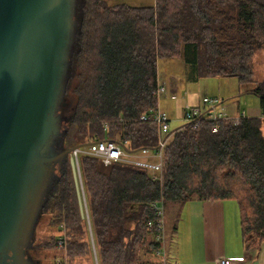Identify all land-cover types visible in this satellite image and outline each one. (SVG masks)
<instances>
[{
	"label": "trees",
	"instance_id": "16d2710c",
	"mask_svg": "<svg viewBox=\"0 0 264 264\" xmlns=\"http://www.w3.org/2000/svg\"><path fill=\"white\" fill-rule=\"evenodd\" d=\"M261 50L264 0H154L149 6L75 0L65 105L59 109L62 130L74 128L72 145L96 136L120 141L128 150H154L157 126L139 116L156 106L157 62L165 59H180L189 81L235 78L263 109L264 79L254 80L252 66ZM211 128L200 117L197 127L184 123L171 133L162 148L161 181L135 163L104 166L98 158L80 156L88 220L80 214L66 162L42 208L52 215V232L37 240L35 229L26 253L40 259L42 250L56 244L55 227L64 223L70 264L92 257L93 250L97 264H132L144 245L154 255L155 230L147 222L154 218L150 203L161 198L164 208L190 200H232L245 248L260 249L264 120L244 117L237 125L220 122L216 132Z\"/></svg>",
	"mask_w": 264,
	"mask_h": 264
},
{
	"label": "water",
	"instance_id": "95a60500",
	"mask_svg": "<svg viewBox=\"0 0 264 264\" xmlns=\"http://www.w3.org/2000/svg\"><path fill=\"white\" fill-rule=\"evenodd\" d=\"M74 6L75 0H0V264L40 263L26 251L57 166L68 162L79 211L87 219L69 155L87 143L55 148L64 132L59 109L65 105ZM116 143L127 153L146 149Z\"/></svg>",
	"mask_w": 264,
	"mask_h": 264
},
{
	"label": "crops",
	"instance_id": "0c3cea01",
	"mask_svg": "<svg viewBox=\"0 0 264 264\" xmlns=\"http://www.w3.org/2000/svg\"><path fill=\"white\" fill-rule=\"evenodd\" d=\"M262 51L264 50L256 54ZM165 61L167 62H165L164 70L168 71V74L182 72L183 75H186L188 67L180 59ZM175 66L180 68V71L173 70L172 68ZM157 76L158 83L165 85L166 89L168 88L167 95L170 98L171 95L175 96L171 99H176V91L180 90L181 87H185L190 82L199 83L198 81L201 80L189 81L186 77L187 84L184 86L182 82L171 80V76L161 79L159 72ZM188 88L190 89V86ZM191 105L201 106L202 102L198 100V102L191 103ZM258 110H255L254 114L249 112L256 115ZM234 111V113L239 112L235 108ZM176 118L178 119V117ZM181 125L182 123L179 122L176 126ZM177 127H172V129ZM139 152L142 155H137L138 152H134L131 153L133 155H130L129 158L126 157L134 162L150 164V159L153 158L152 153ZM133 157H142L143 160H135ZM166 209L173 212V214L175 213L174 220L176 222L173 225L174 240L171 239L170 235H167L165 221V243L170 261H176L178 264H216L218 258L229 257L233 258V264H264V244L261 245L260 249L254 251L246 249L241 240L235 202H231V200H190L181 205L169 204L165 211Z\"/></svg>",
	"mask_w": 264,
	"mask_h": 264
},
{
	"label": "rangeland",
	"instance_id": "374dc122",
	"mask_svg": "<svg viewBox=\"0 0 264 264\" xmlns=\"http://www.w3.org/2000/svg\"><path fill=\"white\" fill-rule=\"evenodd\" d=\"M109 5L124 3L131 6H149L153 5L154 0H103ZM166 60V59H165ZM165 60H160L157 62V71L161 74V79L172 77L171 80L178 81L179 83H183L184 86L187 84L186 75H183L182 72L168 74V71L164 70V66L166 65ZM175 60V59H174ZM252 66L254 70V80L260 81L264 79V51L255 55L252 61ZM173 70L180 71V68L177 66L172 68ZM199 83H188L185 87H181L180 90L176 91V99H171L167 93L159 98L158 104L164 109L172 121L170 123V129L172 127H177L176 125L185 121L182 118L183 107L185 105L193 106L191 103H196L198 100L200 101L203 96L206 97H215L219 99V104L216 106V111H225L229 114H234V108L241 111V109H245L248 115H252L251 113H255V110H258V97L251 94L247 90L249 87L242 86L239 87L235 78H201L198 81ZM190 84V85H189ZM190 86V89L188 88ZM168 90V88H167ZM202 96V97H201ZM223 100V101H222ZM221 102V103H220ZM234 111V112H233ZM251 113H250V112ZM177 115V116H176ZM178 117V119L176 118ZM180 117V118H179ZM74 128L69 127L68 130L64 133L65 143L67 145L72 146V136L74 135ZM74 137V136H73ZM82 138H78L76 136V140H81ZM137 155H142L141 152L137 151ZM131 153H127L128 158ZM127 158V157H126ZM135 160H143L142 157H133ZM150 163L156 161L153 157L150 159ZM146 167V166H145ZM148 174H152L154 171L146 167ZM232 202V200H231ZM166 208V207H165ZM175 214V213H174ZM173 212H170L168 209L164 211V220L166 221L167 226V235L174 239V229L173 225L176 223L174 220ZM54 218V217H53ZM38 223L36 226V239L42 240L45 237H49L52 232L50 228L51 225H48L52 221V215L49 213L42 211L38 219ZM50 226V227H49ZM55 236H56V244L54 246L48 247L47 249L42 250L41 253V262L42 264H70L67 261V249H66V229L64 223H58L55 227ZM62 238L64 243L59 244V239ZM175 240V239H174ZM97 264L95 258V252L93 250V255L77 258L71 264ZM132 264H159V258L156 255L149 254L146 246H142L137 250V254L132 262Z\"/></svg>",
	"mask_w": 264,
	"mask_h": 264
},
{
	"label": "built area",
	"instance_id": "2783aa9c",
	"mask_svg": "<svg viewBox=\"0 0 264 264\" xmlns=\"http://www.w3.org/2000/svg\"><path fill=\"white\" fill-rule=\"evenodd\" d=\"M156 97L157 103L156 106L148 111L143 112L139 116V120L142 122H151L157 126L158 129V148L154 150L143 149L142 152H151L152 157L156 159L155 162L150 164L138 163L126 158L127 153L121 148V146L116 143V141L112 139H100L98 137H94L92 140L87 142L86 146L74 148L70 152V156L73 159L75 170L79 179V182L82 187L81 180V170H80V156L86 155L99 159V162L104 166H109L116 161H126L138 164L143 167H149L154 172L149 174V176L153 180H162V148L168 138L165 136L168 134L170 129V117L168 113L162 109L158 100L160 97L167 93L166 86L160 83H157L155 90L152 92ZM171 98H175L174 95H171ZM218 98L215 97H206L203 96L201 98L202 104L206 105L205 109H202L201 106H189L185 105L183 107L182 118L185 123H192L194 127H197L199 124L200 117L204 118V120H208L212 124L211 131L216 132L219 128L220 122H224L230 125H237L239 121L244 117H258L264 120V108L259 109L256 115H248L245 109H241V111L229 114L225 111H216V106L218 105ZM106 123H104V127L106 128ZM145 167V168H146ZM83 191V189H82ZM84 195V193H83ZM85 203V198H84ZM150 208L153 212L154 218L147 222L149 227L154 228L155 232L153 235L155 243H157V247L154 250V255L159 258V264H178L176 261H170L168 258L166 243H165V220H164V202L161 198L160 200L153 201L150 203ZM85 211L87 217V208L85 203ZM88 220V219H86ZM64 241L62 238L59 239V244H63ZM233 258L229 257H220L216 260V264H233Z\"/></svg>",
	"mask_w": 264,
	"mask_h": 264
},
{
	"label": "flooded vegetation",
	"instance_id": "af4514ba",
	"mask_svg": "<svg viewBox=\"0 0 264 264\" xmlns=\"http://www.w3.org/2000/svg\"><path fill=\"white\" fill-rule=\"evenodd\" d=\"M70 147V145H67L66 143H65V136H64V132L55 140V148L58 150V151H63V150H65V149H67V148H69ZM63 169H64V167H62V168H60V166H57V168H56V175H55V177H54V179H53V183L54 182H56L61 176H62V174H63ZM53 183H52V185H53ZM47 196H46V198H45V200H44V203L43 204H45V202L47 201ZM44 206V205H43ZM43 208V207H42ZM44 211V210H43ZM33 258V257H32ZM33 259H35V260H40V259H38V258H33ZM37 264H42V262H41V260H40V263H37Z\"/></svg>",
	"mask_w": 264,
	"mask_h": 264
}]
</instances>
